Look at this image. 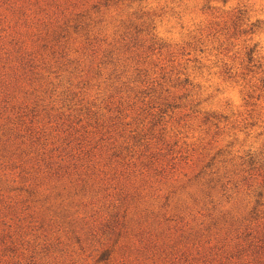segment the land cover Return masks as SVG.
<instances>
[{
    "label": "rangeland",
    "instance_id": "rangeland-1",
    "mask_svg": "<svg viewBox=\"0 0 264 264\" xmlns=\"http://www.w3.org/2000/svg\"><path fill=\"white\" fill-rule=\"evenodd\" d=\"M0 264H264V0H0Z\"/></svg>",
    "mask_w": 264,
    "mask_h": 264
}]
</instances>
